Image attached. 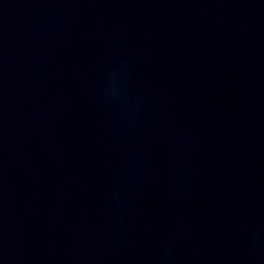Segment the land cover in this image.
Listing matches in <instances>:
<instances>
[{
	"label": "water",
	"instance_id": "1",
	"mask_svg": "<svg viewBox=\"0 0 264 264\" xmlns=\"http://www.w3.org/2000/svg\"><path fill=\"white\" fill-rule=\"evenodd\" d=\"M165 251L264 264V0H0V264Z\"/></svg>",
	"mask_w": 264,
	"mask_h": 264
},
{
	"label": "clouds",
	"instance_id": "2",
	"mask_svg": "<svg viewBox=\"0 0 264 264\" xmlns=\"http://www.w3.org/2000/svg\"><path fill=\"white\" fill-rule=\"evenodd\" d=\"M120 204H117L116 207H119ZM255 237H254V242H255ZM171 259L170 255L168 254L167 251L164 252L163 256H162V261H163V264H168V261Z\"/></svg>",
	"mask_w": 264,
	"mask_h": 264
}]
</instances>
